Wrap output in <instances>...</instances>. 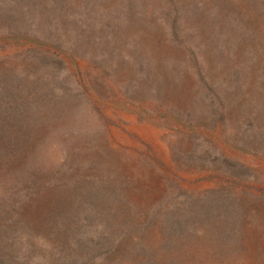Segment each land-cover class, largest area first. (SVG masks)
Returning <instances> with one entry per match:
<instances>
[{
	"label": "rangeland",
	"instance_id": "obj_1",
	"mask_svg": "<svg viewBox=\"0 0 264 264\" xmlns=\"http://www.w3.org/2000/svg\"><path fill=\"white\" fill-rule=\"evenodd\" d=\"M0 132L21 264H264V0H0Z\"/></svg>",
	"mask_w": 264,
	"mask_h": 264
},
{
	"label": "trees",
	"instance_id": "obj_2",
	"mask_svg": "<svg viewBox=\"0 0 264 264\" xmlns=\"http://www.w3.org/2000/svg\"><path fill=\"white\" fill-rule=\"evenodd\" d=\"M3 137V133L0 132V140ZM9 156L7 157L1 150H0V161L1 160H7ZM22 166L15 167L13 170L8 171L7 173H10L12 171H21L23 170L21 168ZM10 204L6 206H1L0 205V226L2 228L0 229V264H21L20 259L16 256V251L15 247L19 246L18 240L17 239H12L11 237H7L5 228L7 226H15L16 221L15 217L18 215V207L23 203V202H18V206L14 207L15 202L9 200ZM8 202V203H9ZM16 209V211L14 210ZM14 210V212L12 211ZM5 226V227H3ZM16 235L14 234V237ZM90 259H93V257H90ZM87 262L85 261H80V262H75L73 259L66 260L65 258L62 259L60 264H86Z\"/></svg>",
	"mask_w": 264,
	"mask_h": 264
}]
</instances>
